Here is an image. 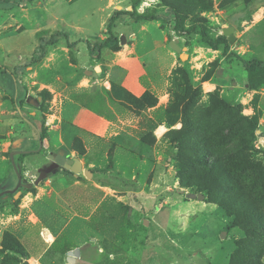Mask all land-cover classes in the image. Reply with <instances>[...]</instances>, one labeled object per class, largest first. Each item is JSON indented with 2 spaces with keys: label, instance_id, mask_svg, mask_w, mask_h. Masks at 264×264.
I'll return each instance as SVG.
<instances>
[{
  "label": "rangeland",
  "instance_id": "obj_1",
  "mask_svg": "<svg viewBox=\"0 0 264 264\" xmlns=\"http://www.w3.org/2000/svg\"><path fill=\"white\" fill-rule=\"evenodd\" d=\"M137 1L139 13L148 9L166 17L174 8L187 17L186 28L200 18L212 38L233 28L223 53L222 47H207L199 35L178 36L171 23L158 21L175 57L168 116L161 108L151 119L145 108L141 112L120 102L123 87L106 78L103 68L96 77L85 74L89 67L99 69V56L88 60L74 41L79 36L103 41L110 19H102L105 7L113 15ZM118 21L119 44L131 45L134 37L129 40L126 29L138 25L131 21L127 28ZM174 39L186 48L185 61L169 46ZM252 59L264 62V0L1 3L0 244L6 235L9 249L0 247V264H264V83L251 84L242 61ZM84 78L89 86L78 85ZM105 78L111 87L102 92ZM82 109L111 123H99L106 126L100 132L98 126L75 131ZM131 113L142 119L122 129L120 121ZM227 121L242 130L245 141L234 159L237 169L249 170L236 173L245 177L233 182L246 187L236 197L227 185L202 190L191 169L202 140ZM156 122H175L158 141L152 135ZM236 144L237 135L229 145L224 138L209 147L223 155ZM29 151L36 153L23 159L19 180L16 156ZM59 151L80 155L91 177L48 159ZM42 172L46 176L36 184Z\"/></svg>",
  "mask_w": 264,
  "mask_h": 264
},
{
  "label": "trees",
  "instance_id": "obj_2",
  "mask_svg": "<svg viewBox=\"0 0 264 264\" xmlns=\"http://www.w3.org/2000/svg\"><path fill=\"white\" fill-rule=\"evenodd\" d=\"M2 1L3 3H7V0H2ZM138 4L139 1L131 5L128 11L115 12L110 17L106 25L107 37L103 41L94 42V43L86 41V46L89 55L97 54L98 57L100 51L104 48H107L112 52H117L120 50V44H119L120 42L118 40V36H116V32L114 31V28L116 27V23L119 20L120 15L121 16L126 15L136 23L149 22V21H159L161 22V25H164V23H171L172 25L171 30L178 36L188 38V36L192 34L199 35L201 41L204 44H206L207 47L216 51L221 49L222 47L223 53H226L228 51L227 38L224 35L217 36L216 38H212L208 27L204 24V22L200 18L195 19L186 28L185 20L187 19V17L183 14L178 13L174 8H170L171 11L166 17H161L158 14H154L150 12L148 9L144 10L142 13L137 12L136 7L138 6ZM49 42L54 43V38H51ZM75 45L76 42H73L69 44L68 47L70 48ZM32 59L34 58L32 57ZM242 64L247 72L251 84L255 85L257 83H262V82L264 83L263 61L252 59L248 61H242ZM175 71L176 70H174V72ZM121 89L123 94L125 95L124 99H120L119 97L116 98L120 102L126 101L128 106L133 107L134 110L137 109L143 110L144 108L146 109V107H153L157 103V99L155 97H152L149 92H144L140 97H135L124 88ZM186 91L188 90L186 89ZM39 97L43 99L44 95L42 93H39ZM167 109L168 108L166 107L164 114L168 116L170 115L171 110L170 109L167 110ZM174 123L175 122H173L172 124L168 123L167 125L171 127L173 126ZM241 132L242 130L236 128L235 125H232L230 122L227 121L222 125L220 131L214 132L215 136L207 137L202 140L203 147L201 149L195 150V152H197L195 156L196 164H191L190 162L188 163L192 165L191 169L195 174V176L197 175V177H199V180L203 182L201 186L202 190L211 192L212 189L214 190L218 188V185H222V186L227 185L226 190L233 192L235 194L234 197H236V195H238L243 188H246L245 185L240 181L233 182V180L244 179L245 177V176H237L236 173L242 172V174L245 175L249 171L247 168L237 169V165L234 162V159L237 158L243 152V143H245V141L244 138H242L241 136L242 135ZM236 135L238 138V144H236L230 150H226L223 155L217 152V148L213 149L209 147L212 146L213 142H216L218 140H224V138H226V145H229L233 141ZM33 153H36V151L19 152L17 154L15 164H16V172L19 180H21L23 177L22 176L23 159L26 156ZM210 153H212V156H210ZM78 157H80V155H78ZM222 181H226L227 183L225 184ZM245 190L247 192V189ZM29 192H34V191L29 190ZM5 240H6V235H4L0 247L8 251L9 248L7 247V243L5 242Z\"/></svg>",
  "mask_w": 264,
  "mask_h": 264
},
{
  "label": "crops",
  "instance_id": "obj_3",
  "mask_svg": "<svg viewBox=\"0 0 264 264\" xmlns=\"http://www.w3.org/2000/svg\"><path fill=\"white\" fill-rule=\"evenodd\" d=\"M0 1L3 3L2 0ZM104 11L105 15L102 19L106 22V19L111 17L112 13L110 9H106V7ZM131 21V19L127 20V18H123L119 20L118 24L121 26L125 24L124 26L127 28H132ZM143 23L144 24H139L134 22V24L138 25L137 29H126L129 33V40L132 41L134 37V43L131 45L128 43L120 45V50L117 52H112L107 48L100 51L98 58L101 66L99 67V72H101L102 68L107 70L106 78L110 77L111 80L120 84L135 97H140L144 92L152 94L157 99V103L153 107H146V112L150 113L148 117L153 119L152 117L155 111L167 107L169 101V93L167 91L169 85L168 77L175 65V57L164 43L166 40V32L160 28L159 22L149 21ZM149 28L152 29L150 33H148ZM134 33L135 36H133ZM104 36L105 35H102L100 37L101 40L105 39ZM86 40L88 39L80 36L74 39V41H78L76 48L79 54L82 53V56L84 55L89 60L90 57L86 46ZM84 62L83 57L80 58L79 63L83 64ZM85 72L86 70L84 69V73ZM106 78L102 79L103 81L101 82L103 87L101 88L103 89L102 92H107L111 87V81ZM80 83H86L88 85L90 80L85 78L80 79L78 85H80ZM144 111L145 110H142L141 112ZM140 119H142V116L132 114V116L127 117V119L120 121L122 125H124L121 128L124 129L127 126H131V122H137ZM106 122L109 124L111 123L107 121L105 117L96 116L88 109H82L77 114L75 123L77 127H75V131H92L94 127L98 126L97 132H100V129L106 126H101L99 123L105 124ZM170 129L171 127H168L166 122H156L152 135L158 141L163 138ZM105 132L106 131H104V133ZM84 148L87 149L85 146ZM64 155L67 158H77L81 162L83 170V159L78 157L74 151H71L68 155L66 153ZM36 264L43 263L38 261Z\"/></svg>",
  "mask_w": 264,
  "mask_h": 264
},
{
  "label": "water",
  "instance_id": "obj_4",
  "mask_svg": "<svg viewBox=\"0 0 264 264\" xmlns=\"http://www.w3.org/2000/svg\"><path fill=\"white\" fill-rule=\"evenodd\" d=\"M150 1H154V0H150ZM223 35L228 37L229 41L233 40V28L229 27V28H224L222 30ZM123 41V38L122 40ZM169 46L179 55V59L181 61H185L187 59V54H186V48L183 47L181 48L178 43L177 40H171L169 41ZM99 72V69H96L94 67H89L85 74L87 75H92L94 77L97 76V73ZM48 159H50L53 163H55L57 166L63 167L64 169L70 171L71 173H73L74 175H77L79 173H81L82 171L84 172L85 176L87 177H91L92 173L89 170H82V164L81 162L77 159V158H67L63 152H57V153H52L49 154ZM46 174L45 173H40L37 180L35 181V183L37 184L39 181H41L43 178H45ZM198 200L202 201L203 197L201 195H199ZM67 261L69 262L70 260L67 259Z\"/></svg>",
  "mask_w": 264,
  "mask_h": 264
}]
</instances>
